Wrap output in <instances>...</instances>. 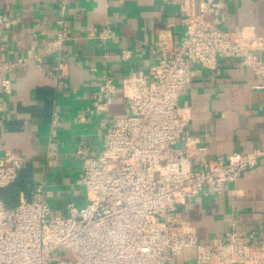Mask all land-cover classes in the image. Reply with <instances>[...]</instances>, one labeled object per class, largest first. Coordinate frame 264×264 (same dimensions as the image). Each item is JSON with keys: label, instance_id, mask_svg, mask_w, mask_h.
I'll use <instances>...</instances> for the list:
<instances>
[{"label": "built area", "instance_id": "obj_1", "mask_svg": "<svg viewBox=\"0 0 264 264\" xmlns=\"http://www.w3.org/2000/svg\"><path fill=\"white\" fill-rule=\"evenodd\" d=\"M66 8L67 0H59L58 31L52 44L56 49L69 40ZM224 9L225 0H202L197 8L184 2L176 44L169 31L161 34L152 48L155 62L145 72L132 73L120 87L111 77L104 79L91 98L92 112L106 113L118 94L125 110L109 125L101 123L100 152L94 154L84 146L75 150L85 205L69 204L64 215L52 213L42 186L34 187L28 200L21 199L11 209L0 199V264H171L190 249L195 251L196 264H264V233L244 234L233 226L208 244H200L178 209L206 189L220 194L226 184L258 170L264 160V144L248 153L234 151L208 159L205 148L183 140L189 113L178 96L194 77L189 66L213 71L223 62L239 64L264 78L262 40L223 31L209 20ZM13 25L11 17L0 12V28ZM87 36L104 43L113 33L109 27L93 28ZM127 54L120 53L122 61ZM33 61L40 66L39 58ZM27 62L19 59L8 67ZM64 66L62 61L56 65L58 75L62 76ZM254 89H264V84ZM1 91L11 92L7 79L1 81ZM58 123L54 113L49 157L57 153L54 128ZM26 166L19 154H0V190L10 186Z\"/></svg>", "mask_w": 264, "mask_h": 264}, {"label": "crops", "instance_id": "obj_2", "mask_svg": "<svg viewBox=\"0 0 264 264\" xmlns=\"http://www.w3.org/2000/svg\"><path fill=\"white\" fill-rule=\"evenodd\" d=\"M202 0H67L69 40L53 47L58 31L59 0H0V12L14 21L0 28V154H19L32 173L29 192L42 186L52 213L65 214L67 206L85 205L79 184L81 162L77 147L94 154L102 147L101 123L109 125L123 114L120 95L113 97L106 113L96 114L91 98L106 77L120 87L134 72H145L154 64L152 48L159 35L169 31L176 44L182 32L184 2L197 8ZM219 29L256 36L264 48V0H225L224 13L209 18ZM109 27L113 36L104 43L88 37L90 30ZM121 52H128L122 61ZM39 58L41 64L33 61ZM27 59L19 68L11 62ZM65 63L62 76L54 70ZM191 83L178 96L189 113L184 139L206 149L208 159L234 151L248 153L264 144V78L252 69L223 62L209 71L189 66ZM10 82L11 92L1 91V81ZM91 111V112H90ZM57 153L47 155L51 119ZM183 140L178 144L183 146ZM191 168L196 164L190 162ZM29 199L20 196V199ZM184 222L196 231L200 244H208L231 227L242 233H264V160L258 170L244 172L220 194H204L179 206ZM171 264H196L193 249L183 251Z\"/></svg>", "mask_w": 264, "mask_h": 264}, {"label": "trees", "instance_id": "obj_3", "mask_svg": "<svg viewBox=\"0 0 264 264\" xmlns=\"http://www.w3.org/2000/svg\"><path fill=\"white\" fill-rule=\"evenodd\" d=\"M33 183L32 173L28 167L20 171L15 181L8 186L0 190V199L3 205L7 209L14 208L18 203L20 196H28L29 188Z\"/></svg>", "mask_w": 264, "mask_h": 264}, {"label": "water", "instance_id": "obj_4", "mask_svg": "<svg viewBox=\"0 0 264 264\" xmlns=\"http://www.w3.org/2000/svg\"><path fill=\"white\" fill-rule=\"evenodd\" d=\"M264 58V54H262V59Z\"/></svg>", "mask_w": 264, "mask_h": 264}, {"label": "rangeland", "instance_id": "obj_5", "mask_svg": "<svg viewBox=\"0 0 264 264\" xmlns=\"http://www.w3.org/2000/svg\"><path fill=\"white\" fill-rule=\"evenodd\" d=\"M63 256V254H61Z\"/></svg>", "mask_w": 264, "mask_h": 264}]
</instances>
